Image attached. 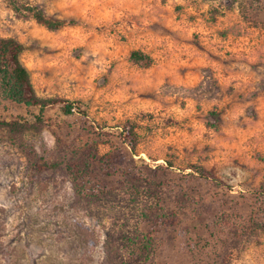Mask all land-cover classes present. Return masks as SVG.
<instances>
[{"label":"rangeland","instance_id":"1","mask_svg":"<svg viewBox=\"0 0 264 264\" xmlns=\"http://www.w3.org/2000/svg\"><path fill=\"white\" fill-rule=\"evenodd\" d=\"M0 35L25 46L39 96L81 102L137 143L112 190L88 158L119 143L76 125L61 142L0 131V264H264V0H0ZM37 115L0 106V119ZM71 159L89 173L71 175ZM133 178L143 196L122 186Z\"/></svg>","mask_w":264,"mask_h":264},{"label":"trees","instance_id":"2","mask_svg":"<svg viewBox=\"0 0 264 264\" xmlns=\"http://www.w3.org/2000/svg\"><path fill=\"white\" fill-rule=\"evenodd\" d=\"M37 17L39 22L51 30H57L63 24L62 22H52L40 15ZM25 50V46L18 40L0 35V106L2 102H11L24 106L27 109L36 108L38 109V115L34 116V121L32 122L24 118L14 120L0 119V131L7 133L10 140L14 141L28 132L39 134L42 130H47L61 142L63 128L69 125H76L97 141H115L119 143L121 149H115L112 155L99 156L97 149L91 147L88 158L90 163L102 166L103 171L106 173L104 177L109 187L113 190L114 187L119 185V179H115L117 171L125 168L127 162L133 160L135 156L137 143L133 132L130 129L127 130V128H123L120 131H105L101 125L90 117L87 108L81 102L70 101L58 96H39L30 73L21 60V56ZM130 59L135 63L146 62V65L150 64L149 59L139 52H133ZM211 114L215 115L214 113ZM28 154H31V152ZM56 166L46 163V167L48 168ZM87 168L88 163L86 161L82 164V160L76 163L75 159H71L67 163L66 169L68 172L70 170L71 175L77 177L81 174L82 176L83 174H88ZM195 170L198 178L208 182L217 190L223 189L224 184L218 181L210 171L201 167H195ZM104 182L103 180L101 184ZM140 183L139 179H126L122 181V186H127L128 193L134 197H138L144 195V191H140L139 189ZM82 196L92 198L87 193H82ZM148 196L152 197L151 195ZM142 237L141 233L134 232L130 237H127V241L130 245L138 248L136 251L135 249L133 250V254H137L138 258L145 260L147 258L143 256H147L148 252H151L148 247L150 246V241H146Z\"/></svg>","mask_w":264,"mask_h":264}]
</instances>
